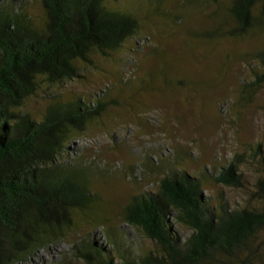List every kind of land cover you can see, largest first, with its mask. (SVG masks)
Returning <instances> with one entry per match:
<instances>
[{"label":"trees","instance_id":"obj_1","mask_svg":"<svg viewBox=\"0 0 264 264\" xmlns=\"http://www.w3.org/2000/svg\"><path fill=\"white\" fill-rule=\"evenodd\" d=\"M39 1L44 10L41 19L31 16L22 2L0 0V264L27 262L40 250H49L72 228L74 215H83L99 199L91 192L86 170L66 162L65 156L108 105L78 97L63 100L53 94L42 116L35 119L26 103L44 86L80 78L82 66L92 65L94 55L108 57L134 38L142 25L133 11L109 8L105 0ZM197 6L205 11L215 8L209 15L214 25L200 33L189 30L194 37L214 41L264 33V0H175L170 11L159 13L167 26L186 27L198 13ZM253 59L262 70L255 82L260 86L264 49ZM239 164L233 161L220 169L215 183L244 189ZM121 216L122 225L139 231L154 248L138 251L105 214L101 223L106 225L105 242L82 239L73 247L75 260L264 264V176L248 193L244 206L237 207L222 196L208 197L200 177L170 170L154 190L134 195Z\"/></svg>","mask_w":264,"mask_h":264},{"label":"rangeland","instance_id":"obj_2","mask_svg":"<svg viewBox=\"0 0 264 264\" xmlns=\"http://www.w3.org/2000/svg\"><path fill=\"white\" fill-rule=\"evenodd\" d=\"M8 1L26 4L36 19L44 16L39 0ZM105 3L122 13L133 11L142 20L140 32L108 57L94 55L92 65L82 66L80 78L44 86L25 105L35 119L53 94L108 105L65 156L66 162L86 170L91 192L99 199L89 204L84 216L74 215L72 228L49 250L20 264H83L75 260L73 247L84 238L105 242V214L138 251L153 249L139 231L122 225L121 215L134 195L154 190L170 170L200 177L208 197L222 196L237 207L244 206L264 176V84L255 85L262 70L253 59L264 49V33L209 41L188 31L200 33L214 25L209 17L214 7L205 11L197 6L198 13L186 27L173 28L159 11H170L175 0ZM259 146L262 153L257 154ZM233 161L240 163L244 189L214 181V175Z\"/></svg>","mask_w":264,"mask_h":264}]
</instances>
